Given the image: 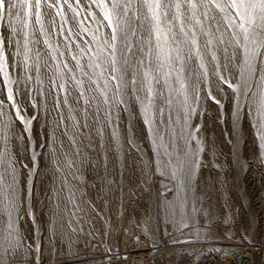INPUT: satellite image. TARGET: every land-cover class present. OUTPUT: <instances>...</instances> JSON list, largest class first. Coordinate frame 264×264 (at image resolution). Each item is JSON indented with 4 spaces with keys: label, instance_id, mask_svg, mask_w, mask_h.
Returning <instances> with one entry per match:
<instances>
[{
    "label": "snow or ice",
    "instance_id": "1",
    "mask_svg": "<svg viewBox=\"0 0 264 264\" xmlns=\"http://www.w3.org/2000/svg\"><path fill=\"white\" fill-rule=\"evenodd\" d=\"M0 29V258L15 256L23 246L20 224L25 214L33 216L41 153L32 148L28 168L12 141L19 140L21 157L28 151L24 133L34 144L38 116L27 111L38 110L37 95L51 97L56 112L40 145L49 150L55 174L47 194L56 201L53 226L61 192L71 205L65 209L69 216L80 211L73 182L83 181L82 148H95L94 136L103 148L111 129L113 150L122 151L113 110L127 111L135 102L153 148L145 167L154 166L173 185L162 191L165 210L172 212L169 223L177 231L194 227L196 181L206 152L202 125L194 120L204 115L201 85L210 76L231 90L234 129L247 117L264 157V0H0ZM207 96L220 104L211 91ZM17 121L23 125L19 137ZM129 144L140 151L131 139ZM22 169L28 171L27 196ZM168 192H174L171 199ZM67 224L75 231L71 219Z\"/></svg>",
    "mask_w": 264,
    "mask_h": 264
},
{
    "label": "rangeland",
    "instance_id": "2",
    "mask_svg": "<svg viewBox=\"0 0 264 264\" xmlns=\"http://www.w3.org/2000/svg\"><path fill=\"white\" fill-rule=\"evenodd\" d=\"M85 23L90 25L91 18ZM9 71L17 74L12 68ZM201 87L200 111L204 115H197L194 120L202 125L206 141L204 166L199 169L196 181L195 206L199 211L194 214L195 226L182 231L169 223L172 212L170 208L165 210L162 195L163 185L169 188L173 185L154 166L145 167L153 158V148L135 102L127 111L113 110V120L117 112L119 115L117 132L122 151L113 150L111 129L106 132L103 148L98 146L95 136V148H82V152H87L81 168L83 181L73 182L80 211L70 217L65 209L71 205L61 192L59 216L53 226L56 201L47 194L53 187L55 174L50 167L49 150L41 149L40 145L49 138L56 112L51 97L45 100L37 95L38 110L29 106L27 111L28 116H38L31 130L34 144L29 143L24 133L28 151L21 157L19 140L12 141L18 159L28 168L33 167L32 148L41 153L36 157L38 175L33 180V216L25 214L20 224L25 238L23 246L15 256L0 258V264H246L249 260L247 264H264V157L247 117L242 116L234 129L232 92L227 85L210 76ZM208 91L223 108L207 96ZM5 103L10 105L8 101ZM89 124L95 126L91 118ZM15 129L19 137L23 125L17 121ZM129 139L140 151L129 144ZM21 177L27 196V169L21 170ZM61 183V179H56L55 190H59ZM166 195L171 199L174 192ZM27 210L26 205L25 213ZM69 219L75 231L69 230ZM186 237L196 241L193 249H175L174 243ZM253 243L261 249L259 256L252 251Z\"/></svg>",
    "mask_w": 264,
    "mask_h": 264
},
{
    "label": "bare ground",
    "instance_id": "3",
    "mask_svg": "<svg viewBox=\"0 0 264 264\" xmlns=\"http://www.w3.org/2000/svg\"><path fill=\"white\" fill-rule=\"evenodd\" d=\"M206 230V229H205ZM208 231V230H207ZM210 231V230H209ZM254 242H255V240H253ZM258 241V240H257ZM195 243H196V241L193 239V237H186V238H182V239H180V240H178L177 242H175L174 243V248L175 249H178V250H181V249H193V247L195 246ZM207 243V242H206ZM250 243V242H249ZM261 243V242H260ZM254 244V247L252 248V251L255 253V255H257V256H259L258 254V252L261 250V249H259L257 246V243H253ZM252 244V245H253ZM259 244V243H258ZM260 245V244H259ZM260 247V246H259ZM261 247H263V245L261 246ZM224 249V248H223ZM263 250V249H262ZM183 251V250H182ZM233 251V250H232ZM249 251V250H248ZM251 251V250H250ZM251 251V253H253ZM226 252V251H225ZM234 253V252H233ZM262 253H263V251H262ZM264 254V253H263ZM252 255H254V254H252ZM261 255V254H260ZM251 256V255H250ZM256 257V256H255ZM264 257V256H263ZM232 258V257H231ZM264 259V258H263ZM254 260V259H253ZM243 261V260H242ZM250 261V260H249ZM248 261V262H249ZM247 262V263H248ZM246 263V264H247ZM252 264V263H251Z\"/></svg>",
    "mask_w": 264,
    "mask_h": 264
}]
</instances>
